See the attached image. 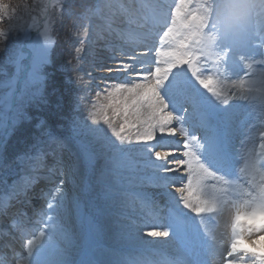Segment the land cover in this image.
<instances>
[{"label": "snow or ice", "instance_id": "snow-or-ice-1", "mask_svg": "<svg viewBox=\"0 0 264 264\" xmlns=\"http://www.w3.org/2000/svg\"><path fill=\"white\" fill-rule=\"evenodd\" d=\"M239 6L53 0L40 25L43 43L8 53L15 75L0 82L11 89L0 104L19 102L11 124L0 112V220L9 224L0 249L16 241L26 252L18 264H66L61 243L70 242L73 220L92 223L81 197L95 191L130 249L125 264H264V248L255 247L264 241V15L237 26ZM10 10L0 0V18L9 20L7 31L0 28V54L11 32L27 39L30 31L11 24ZM65 18L81 22L77 54L94 19L101 34L122 43L91 66L87 84L99 83L79 96L84 113L68 133L44 120L29 129L31 98L17 87L20 74L35 79L51 63L53 25ZM17 132V144H9ZM39 181L44 207L34 220L26 209ZM170 239L182 245L171 256L159 251ZM0 264H17L15 253L11 261L0 254Z\"/></svg>", "mask_w": 264, "mask_h": 264}, {"label": "rangeland", "instance_id": "rangeland-1", "mask_svg": "<svg viewBox=\"0 0 264 264\" xmlns=\"http://www.w3.org/2000/svg\"><path fill=\"white\" fill-rule=\"evenodd\" d=\"M171 3L174 0H170ZM4 3H9L12 5L10 10L11 14V24L21 25L30 29L28 38L26 39L24 35L20 32L13 31L9 34L8 39L5 41L7 45V51L0 54V68L3 69L0 72V82H4L15 75V67L12 65H6L5 61L7 59L8 53L17 50L22 47V50L27 51L26 45L39 41L43 43V36L40 33L43 29L40 27L43 23V17L46 11H52L53 0H3ZM164 5L165 1L160 0ZM74 6H79L83 3V0H72ZM25 5L30 7L26 8ZM3 23H0V28H4L6 31L9 26V20L0 18ZM88 22L89 32L88 35L83 37L84 45L83 50L79 54L75 52L77 47H80L81 37L79 33L81 32V22L73 21L71 19L65 18L59 23L53 25L55 29V45L51 50V63L44 66L38 73L35 79H33L29 72L25 70L20 74V80L17 84L18 89L24 90L27 97H30V102L26 103L24 106V111L29 117L27 127L29 129L33 128L40 120L45 118L55 119L48 122L51 126L59 133H68L72 124V121H79L84 113L83 104L79 101V96L86 95L89 88L94 89L95 84L99 81L96 80L94 84L88 85L87 81L89 77L87 73L91 70L93 63L98 62L102 59H107L113 54L112 49L118 47L121 41L112 38L110 43L106 42L105 36L108 33L101 34L97 23ZM98 23H100L98 21ZM103 38L102 41H100ZM104 41V44H103ZM115 41V42H114ZM104 46H108L109 49L104 47L96 51L95 43H100ZM26 63V62H25ZM73 69H76L74 73ZM79 74L83 77V82L80 84L75 83V75ZM96 76L106 75V73L96 72ZM11 89L0 87V96H4ZM94 95V92L92 93ZM11 107L0 104V112H6L9 117L8 123L11 124V117L14 115L13 109L18 105V101L15 96L9 102ZM54 116V117H53ZM259 128V121L253 120ZM3 130H0L2 132ZM19 137V132L10 135L7 139L9 144L16 145ZM102 163V161H101ZM19 171V169H18ZM17 177L11 176L8 178V183L11 184ZM44 181L37 182L33 189L40 191L39 187H43ZM43 189L41 193L37 195V202L33 203L34 209L32 216L35 220V212H39L44 207ZM98 191V190H97ZM6 195V190L2 185H0V198ZM95 191L90 194L82 195V212L87 216L92 217V223L89 224L85 221L82 224H78L73 220L71 233L72 237L69 243H61V247L64 249V258L66 264H104L101 262L102 255L109 256L112 252L117 255L118 250L123 251L124 248H128L126 255L127 258L130 253V249L126 242L119 237V232L117 226L113 220L107 216V213L102 210V202L95 200ZM96 207H100L101 211L97 212ZM36 209V210H35ZM9 224L0 220V238H5L7 236V229ZM219 235V233H217ZM74 237V238H73ZM115 245L120 243H125L123 247H117L110 249L111 252L108 253V247L106 250L100 246L103 243H112V239H116ZM8 239L12 237L8 236ZM106 241V242H105ZM174 247L180 248V246L174 242V240H169ZM264 245V241L260 243ZM114 245V244H113ZM258 245V244H257ZM15 260L18 264L26 257V252L22 255L20 244L13 241ZM256 247V245H255ZM74 248V249H71ZM122 248V249H121ZM258 249V247H256ZM261 248V247H260ZM117 249V250H116ZM164 248H162L163 250ZM115 250V252H114ZM160 251V250H159ZM120 254V253H119ZM114 255V256H115ZM115 257L117 260H122ZM112 258V257H111ZM158 259L157 257H155ZM10 261L13 258H8ZM114 260V258H112ZM111 263L114 264V261Z\"/></svg>", "mask_w": 264, "mask_h": 264}, {"label": "bare ground", "instance_id": "bare-ground-1", "mask_svg": "<svg viewBox=\"0 0 264 264\" xmlns=\"http://www.w3.org/2000/svg\"><path fill=\"white\" fill-rule=\"evenodd\" d=\"M165 1V4H169V3H171V1L170 0H164ZM93 22L94 23H97V24H99L98 23V21L97 20H93ZM92 22V23H93ZM112 38H115V39H117V40H119V38L115 35V34H109L108 33V36H105V39H107V41L106 42H108V43H110L109 41H112ZM103 40V38L100 40V41H102ZM120 41V40H119ZM115 42V41H114ZM122 43V42H121ZM103 44H104V41H103ZM103 44H101V42L100 43H95V49H96V51H99V50H101L103 47L106 49H109V47L108 46H104ZM36 210V209H35ZM108 216V215H107ZM118 229V228H117ZM220 231H223V225L221 226V229H220ZM219 233V232H218ZM218 236V238H219V235H217ZM72 237V236H71ZM120 237V236H119ZM74 238V237H73ZM116 239H112V243H109L110 241H108V243H103L100 247L101 248H103V249H105L106 250V247H108V253L109 252H111L110 251V249L112 250L113 248L115 249V248H117V247H123V245H126L125 243H120V244H118V245H115V242H113V241H117V237H115ZM106 242V241H105ZM260 243H262V241L260 242ZM260 243H258V245H256V247H258V249H262V248H264V245H262V244H260ZM114 244V245H113ZM261 247V248H260ZM162 248H164L163 250H162ZM181 248V247H180ZM180 248H175L174 247V245L169 241L168 243H166V244H164V245H162V246H160V251L162 252V253H164V254H166V255H169V256H171V255H175L176 254V252L180 249ZM71 249H74V248H71ZM122 249V248H121ZM117 250V249H116ZM127 250H128V248H124V250L123 251H120V250H118V252H117V255H119L118 257H119V259H121L122 258V260H117V259H115V257H117V255H115V253H113L112 252V255L111 256H109L111 253H109V255L107 256L106 254L107 253H105V255H102V257H101V262H103L104 264H112L111 263V260H112V258H114V260H112V261H114V264H125V261H126V259H127V255H126V252H127ZM107 251V250H106ZM114 252H115V250H114ZM120 253V254H119ZM115 255V256H114ZM112 257V258H111ZM158 259H161V257H159V256H156Z\"/></svg>", "mask_w": 264, "mask_h": 264}, {"label": "clouds", "instance_id": "clouds-1", "mask_svg": "<svg viewBox=\"0 0 264 264\" xmlns=\"http://www.w3.org/2000/svg\"><path fill=\"white\" fill-rule=\"evenodd\" d=\"M223 5L224 0H220ZM240 6L233 17V23L237 26L248 25L257 15H264V0H239ZM221 13L225 12L223 6Z\"/></svg>", "mask_w": 264, "mask_h": 264}, {"label": "trees", "instance_id": "trees-1", "mask_svg": "<svg viewBox=\"0 0 264 264\" xmlns=\"http://www.w3.org/2000/svg\"><path fill=\"white\" fill-rule=\"evenodd\" d=\"M54 117V116H53ZM53 120H55V119H51L50 121H53ZM45 121L48 123V122H50L49 121V119H47V118H45ZM51 123V122H50Z\"/></svg>", "mask_w": 264, "mask_h": 264}]
</instances>
